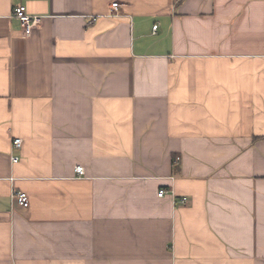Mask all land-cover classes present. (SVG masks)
Listing matches in <instances>:
<instances>
[{
  "label": "crops",
  "instance_id": "0c3cea01",
  "mask_svg": "<svg viewBox=\"0 0 264 264\" xmlns=\"http://www.w3.org/2000/svg\"><path fill=\"white\" fill-rule=\"evenodd\" d=\"M0 264H264V0H0Z\"/></svg>",
  "mask_w": 264,
  "mask_h": 264
},
{
  "label": "built area",
  "instance_id": "2783aa9c",
  "mask_svg": "<svg viewBox=\"0 0 264 264\" xmlns=\"http://www.w3.org/2000/svg\"><path fill=\"white\" fill-rule=\"evenodd\" d=\"M111 14L115 17H120L122 15L120 12V3L118 1H115L112 3ZM14 15L19 19V21L23 27V30L27 34H30L34 30V28H36L40 24L41 19H42V17L40 15L30 14L27 10L26 5H23V4H20V5L15 7ZM154 28H157V25H155ZM22 145H23V139L22 138L16 137L13 140V143H12L13 149H21ZM180 158L181 157L177 156L174 159V163L177 164L180 161ZM19 159H20V156L17 154L12 156L13 162H17V161H19ZM76 171L80 174L84 173V169L82 166H77ZM168 192H169L168 189H166L164 187L160 188L158 191V196L163 197L166 194H168ZM173 192L174 191H172V193ZM15 197L17 198V200L21 206H23L25 208L29 207L30 199H29V195L27 192L17 191L15 193ZM179 202L181 204H187L189 202V198L187 196H182L180 198Z\"/></svg>",
  "mask_w": 264,
  "mask_h": 264
}]
</instances>
